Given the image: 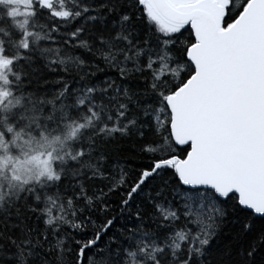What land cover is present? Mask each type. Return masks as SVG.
Masks as SVG:
<instances>
[{
	"label": "snow or ice",
	"instance_id": "6c2138e0",
	"mask_svg": "<svg viewBox=\"0 0 264 264\" xmlns=\"http://www.w3.org/2000/svg\"><path fill=\"white\" fill-rule=\"evenodd\" d=\"M0 264H264V0H0Z\"/></svg>",
	"mask_w": 264,
	"mask_h": 264
}]
</instances>
